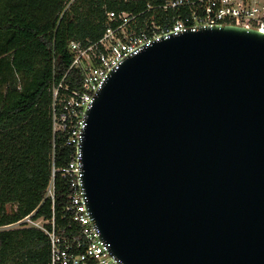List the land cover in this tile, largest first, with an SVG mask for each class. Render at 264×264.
<instances>
[{"label": "water", "instance_id": "1", "mask_svg": "<svg viewBox=\"0 0 264 264\" xmlns=\"http://www.w3.org/2000/svg\"><path fill=\"white\" fill-rule=\"evenodd\" d=\"M82 187L122 264H264V33L200 25L111 70Z\"/></svg>", "mask_w": 264, "mask_h": 264}, {"label": "trees", "instance_id": "2", "mask_svg": "<svg viewBox=\"0 0 264 264\" xmlns=\"http://www.w3.org/2000/svg\"><path fill=\"white\" fill-rule=\"evenodd\" d=\"M139 7L122 0H0V226L34 211V219L53 215L58 234L71 233L70 189L59 171L53 205L45 197L52 159L60 168L72 151L63 134L52 147L50 87L62 78L80 84L79 70H68L70 41L97 39L109 9ZM49 246L38 228L0 229V264H48Z\"/></svg>", "mask_w": 264, "mask_h": 264}, {"label": "built area", "instance_id": "3", "mask_svg": "<svg viewBox=\"0 0 264 264\" xmlns=\"http://www.w3.org/2000/svg\"><path fill=\"white\" fill-rule=\"evenodd\" d=\"M122 1L131 6L142 4V7L136 10L109 9L105 12L104 30L97 39L70 41L72 58L68 70L72 67L79 70V86H71L62 78L53 81L50 87L52 147L56 135L63 134L65 144L71 146L72 151L70 159L60 168L54 166L52 159L45 197L50 198L53 205V179L55 172L59 171L70 189L65 211L74 228L68 236L60 235L53 215L50 219H34V211L0 226V229L31 226L42 230L49 239L48 264H122L111 254L108 243L99 237V230L90 219L82 187V154L78 148L85 125V111L90 108L109 72L153 40L196 29L200 25L234 24L264 33V0Z\"/></svg>", "mask_w": 264, "mask_h": 264}, {"label": "rangeland", "instance_id": "4", "mask_svg": "<svg viewBox=\"0 0 264 264\" xmlns=\"http://www.w3.org/2000/svg\"><path fill=\"white\" fill-rule=\"evenodd\" d=\"M9 207V206H8Z\"/></svg>", "mask_w": 264, "mask_h": 264}]
</instances>
